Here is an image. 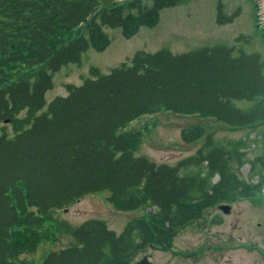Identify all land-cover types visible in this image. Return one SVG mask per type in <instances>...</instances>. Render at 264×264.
<instances>
[{
  "label": "trees",
  "instance_id": "1",
  "mask_svg": "<svg viewBox=\"0 0 264 264\" xmlns=\"http://www.w3.org/2000/svg\"><path fill=\"white\" fill-rule=\"evenodd\" d=\"M188 1L0 0V122L14 125L12 135L6 127L0 134V264H31L24 255L61 234L72 242L40 264H133L149 246L169 250L183 228L221 202L264 191V60L257 51L223 42L182 53L140 49L129 64L108 74L92 67L82 84H67V95L46 100L64 64L81 65L90 48L107 50V27L129 39L158 24L163 9ZM216 6L219 24L241 13L225 11L223 0ZM160 111L262 127L254 137L229 139L189 125L181 137L203 138L199 150L177 164L158 163L137 154L142 130L128 126ZM245 164L256 183L242 177ZM103 191L115 208H145V215L120 233L105 219L73 225L56 217Z\"/></svg>",
  "mask_w": 264,
  "mask_h": 264
},
{
  "label": "rangeland",
  "instance_id": "2",
  "mask_svg": "<svg viewBox=\"0 0 264 264\" xmlns=\"http://www.w3.org/2000/svg\"><path fill=\"white\" fill-rule=\"evenodd\" d=\"M223 2L228 13L241 8V13L234 22L217 23V0H191L163 9L158 24L154 27H141L139 33L129 39L119 27H107L112 38L111 45L102 52L93 48L85 51L81 65L64 64L54 74V88L46 93L48 103L56 96L68 94L67 84H82L92 75V67H99L103 74H108L122 63L129 64L134 53L140 49L151 52L167 46L172 52L182 53L197 46L223 42L248 52L257 51L264 60L262 0ZM237 104L248 106L250 102L241 100ZM189 125H200L217 138L229 139L241 138L246 133L261 130L262 127L235 128L212 117L160 111L153 115H143L128 128L142 130V142L137 154H146L158 163L177 164L179 160L195 154L203 142V138L193 142L182 139V130ZM3 126L7 127L9 134L14 133V126L10 122H1L0 134ZM255 134L253 132L251 136L254 137ZM259 151L256 148L250 150L247 157L252 159ZM249 170V165L245 164L241 171L246 180ZM217 179L216 176L214 180ZM108 196V191L87 194L68 208L61 209L56 217L73 225H80L93 218L105 219L111 229L120 233L128 220L143 216L147 211L145 208L136 211L119 210L109 201ZM224 203L231 206L229 212L220 208ZM205 215L202 221L183 228L169 250L149 246L146 251L138 254L133 264L145 255L153 264H264V191L254 197L236 195L231 201L221 202L208 210ZM216 215L222 218L220 223L212 221ZM72 240L70 236L61 234L57 242L47 240L37 252L24 256L31 264H40L47 252L67 246Z\"/></svg>",
  "mask_w": 264,
  "mask_h": 264
},
{
  "label": "water",
  "instance_id": "3",
  "mask_svg": "<svg viewBox=\"0 0 264 264\" xmlns=\"http://www.w3.org/2000/svg\"><path fill=\"white\" fill-rule=\"evenodd\" d=\"M262 4L264 6V0H262ZM6 121H9V119H7ZM220 208L225 212H229L231 209V206L229 204H224V205H221ZM136 264H153V261H151L147 255H145L141 259H139V261H137Z\"/></svg>",
  "mask_w": 264,
  "mask_h": 264
}]
</instances>
